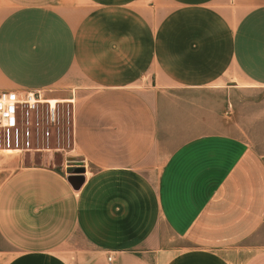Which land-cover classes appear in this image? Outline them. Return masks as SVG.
Returning <instances> with one entry per match:
<instances>
[{
	"label": "crops",
	"instance_id": "crops-1",
	"mask_svg": "<svg viewBox=\"0 0 264 264\" xmlns=\"http://www.w3.org/2000/svg\"><path fill=\"white\" fill-rule=\"evenodd\" d=\"M4 89L77 157L6 149L0 264H264V0H0Z\"/></svg>",
	"mask_w": 264,
	"mask_h": 264
},
{
	"label": "rangeland",
	"instance_id": "rangeland-1",
	"mask_svg": "<svg viewBox=\"0 0 264 264\" xmlns=\"http://www.w3.org/2000/svg\"><path fill=\"white\" fill-rule=\"evenodd\" d=\"M42 96L44 98L46 97V94L43 93ZM48 104V102H44L40 105L39 123H36L35 116L33 117V115V121L31 123L23 122V118H19L17 125L19 137L16 138L15 132L12 131L10 149L16 147L17 141L21 147L26 146L29 148L30 158L28 162L44 164L66 171L68 164L75 163L73 159L77 157V154L69 152L73 148L70 121L72 107L70 108V105L67 102H61L59 105L57 104V119L54 122H49L47 120ZM27 127H30L32 131L30 136L26 134ZM228 127H234L235 131L242 130V128L235 122H230ZM6 144L7 142H5L3 146H6ZM10 151L11 150L6 149L0 150V178L14 168L7 161V155L12 154L7 153ZM177 242H180L181 244L183 243L182 240L178 241L175 239V243Z\"/></svg>",
	"mask_w": 264,
	"mask_h": 264
},
{
	"label": "built area",
	"instance_id": "built-area-1",
	"mask_svg": "<svg viewBox=\"0 0 264 264\" xmlns=\"http://www.w3.org/2000/svg\"><path fill=\"white\" fill-rule=\"evenodd\" d=\"M46 102L40 90H28L22 93L18 91L0 90V147L9 149L12 133L19 137L18 121L31 123L35 116L36 123H39L40 105ZM47 120L54 122L57 119V105L49 102ZM23 109V110H21ZM21 110V112H20ZM33 115V117H32ZM13 131V132H12ZM30 127H27L26 134L31 135ZM7 142L6 146H3ZM30 142V141H28ZM19 146L18 142L16 141ZM8 145V146H7ZM111 257V256H110Z\"/></svg>",
	"mask_w": 264,
	"mask_h": 264
},
{
	"label": "water",
	"instance_id": "water-1",
	"mask_svg": "<svg viewBox=\"0 0 264 264\" xmlns=\"http://www.w3.org/2000/svg\"><path fill=\"white\" fill-rule=\"evenodd\" d=\"M76 172H80V171H78V169H74V168H72V169H70L69 171H68V179L72 182V184L75 186V187H80V185L83 183V181H84V176H83V178L81 179V181H79V182H76V181H74V178L75 177H77V174L78 173H76Z\"/></svg>",
	"mask_w": 264,
	"mask_h": 264
},
{
	"label": "bare ground",
	"instance_id": "bare-ground-1",
	"mask_svg": "<svg viewBox=\"0 0 264 264\" xmlns=\"http://www.w3.org/2000/svg\"><path fill=\"white\" fill-rule=\"evenodd\" d=\"M45 100H47V101H50V100H48V99H45ZM52 102V104L53 105H55L56 104V102L55 101H51Z\"/></svg>",
	"mask_w": 264,
	"mask_h": 264
}]
</instances>
